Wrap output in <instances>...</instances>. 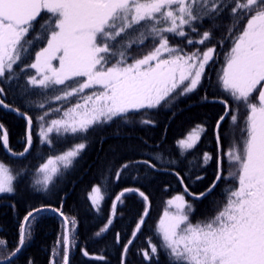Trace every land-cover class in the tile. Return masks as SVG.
Returning <instances> with one entry per match:
<instances>
[{"label":"snow or ice","instance_id":"6c2138e0","mask_svg":"<svg viewBox=\"0 0 264 264\" xmlns=\"http://www.w3.org/2000/svg\"><path fill=\"white\" fill-rule=\"evenodd\" d=\"M226 12L231 21L227 26L221 22ZM205 21L210 27L201 33ZM224 28L226 34L219 43L230 41L231 47L217 73V85L236 107L230 108L225 100L219 101L225 111L216 120L213 131L218 149L222 135L230 138V147L227 153L215 157L216 178L205 191L190 193L186 186L184 192L201 199L224 179L230 182L225 189L226 203L215 216L193 224L190 216L195 209L183 194L167 201L156 232L170 264H264V0H0V85L11 87V82H18L21 74L33 69L35 72L27 75L25 86L17 84L22 98L47 97L49 93H60L53 97L55 101L78 97L77 103L56 119L46 121L50 113L61 112L60 108H49L37 116L41 143L49 146L53 143L50 136L53 132L57 136L80 135L86 140L90 130L103 128L114 119L128 123L133 114H146L161 105L171 107L178 97L196 92L206 67L216 58L215 45L203 51L200 46L211 43L215 32ZM193 34L199 39H194ZM175 37L186 40L187 46H193L194 50L185 51L182 44H171L170 39ZM149 39L153 49L141 58L132 57L131 49L142 47ZM40 43L44 46L35 53V60L19 67L17 72L14 66L27 59L32 48ZM85 89H92L91 94L82 95ZM5 97V87L0 86V107L27 121V143L22 152L12 151L3 124H0V143L11 155L23 157L33 143V120L27 112L5 103ZM240 105L246 110L242 126L238 116ZM31 106L44 109L45 103ZM229 116V126L222 133L223 122ZM140 123L150 125L155 121L141 119ZM206 132L207 128L198 124L186 138L178 140L181 157L194 149ZM86 146L81 142L60 155L50 156L37 169L42 178L35 184L47 190L61 169L70 168ZM225 156L231 169L227 175H223L222 169ZM213 159L210 153L203 154L205 165ZM176 163L157 153L143 161L124 163L117 170L116 179L130 166L143 164L157 171H168ZM19 175L0 161V194L14 193V181ZM203 178L197 176L196 180ZM109 190L107 186L104 191L99 185L92 187L89 199L97 211L101 210L100 203ZM133 193H138L147 204L148 197L138 188L121 190L112 202L107 224L97 236L109 228L118 205ZM44 210L33 209L24 216L18 246L6 259H0V264H13ZM147 212L146 207L145 216ZM59 214L63 217L62 212ZM143 222L142 216L133 237ZM62 223V239H57L50 264H54L61 248L63 264H70L69 254L76 246L75 218L70 221L64 217ZM116 239L119 243V233ZM132 243L129 239L124 245L125 253ZM0 246L6 247V241L0 240ZM149 247L151 255L144 251L145 260L158 254L157 246L151 241Z\"/></svg>","mask_w":264,"mask_h":264},{"label":"trees","instance_id":"16d2710c","mask_svg":"<svg viewBox=\"0 0 264 264\" xmlns=\"http://www.w3.org/2000/svg\"><path fill=\"white\" fill-rule=\"evenodd\" d=\"M221 22L225 26L231 23L227 12ZM37 26L39 27V24ZM209 27V22H203L200 32ZM225 34L226 28L216 31L211 43L200 46L203 51L206 47L215 45L216 58L206 67V74L196 92L178 97L171 107L161 105L156 109L148 110L146 114H133L128 123L121 119H114L103 128L90 130L86 134V140L80 135L57 136L53 132L50 134L53 143L49 146L42 144L39 136L40 124L36 119L37 116L42 115L49 108H60L61 112H52L46 117V121L56 119L64 110L74 106L78 97L74 96L70 98V101H55L53 97L60 93H49L47 97L32 95L22 98L17 84L20 86L27 84V75L34 74L31 69L21 74L18 82H11V87L0 85L5 87V103L13 108H19L21 112H27L33 120V143L25 156L14 159L5 155L0 143V161L8 165L14 174L20 173L18 179L14 181V193L0 195V240L6 241L7 245L0 246V259H6L18 246L19 228L24 222V216L33 209L51 208L58 209L63 213V217H68L70 221L75 218L76 246L70 251V264H122V260L123 264H170L166 250L160 248L162 241L156 232L157 223L167 208V201L178 194H183L195 209L190 216L193 224L215 216L226 203L225 189L230 182L224 179L217 183L211 194L200 200H195L184 192L186 186L190 193L199 194L205 191L216 178L215 157L221 152L227 153L230 147V138L226 139L222 135L221 147L218 149L213 131L216 120L225 111L224 104L219 101L225 100L230 108L236 107L231 97L217 85V73L221 70L225 55L231 47L230 41L222 45L219 43L221 36ZM193 38L199 39L195 34ZM170 43L182 44L185 46V51L194 50L193 46H187V41H182L179 37L171 38ZM43 46V43L34 46L30 56L19 66H14L17 72L19 67L31 64L35 53ZM153 47L149 39L142 47H133L131 55L134 58H141ZM91 92L92 90H87L82 95H89ZM205 96L207 100L204 99ZM41 102L45 103L44 109L31 106ZM239 108V123L242 126L246 110L243 105ZM141 119H151L155 123L145 125L140 123ZM230 119L229 116L224 120L222 133L228 128ZM0 124H3L7 130L11 150L17 153L22 152L27 143L26 122L1 109ZM198 124H203L207 132L201 136V140L194 149L188 150L185 156L181 157L177 141L186 138ZM101 138H103L102 142ZM81 142L86 143V148L74 160L70 168L61 169V173L54 178L47 190H42V185L35 184L38 180L37 169L42 163L50 156L60 155ZM205 152L214 157L207 165L203 163ZM157 153H163L165 157L174 159L177 163L170 166L168 171H157L143 164L130 166L119 180L116 179V172L124 163L143 161ZM222 169L223 175L231 171L226 156L223 159ZM134 176L138 179L133 180ZM145 176L147 179H144ZM197 176L204 178L196 180ZM94 185L101 186L102 191L105 186L110 189L100 203V211L93 208L89 199ZM129 187L143 191L148 197L147 204L138 193L129 194L124 203L118 205L109 228L97 236L96 233L104 228L110 218L115 196ZM146 207L148 209L146 218L125 253L124 245L132 239V233L136 230L141 217L144 216ZM62 222L54 213L40 212L31 238L14 258L13 264H29V261L32 264H50V261H53V249L56 247L57 239L58 237L62 239L64 231ZM117 233L120 234L119 243L116 239ZM149 241L157 246L158 254L151 256L150 260H145L144 251L151 255ZM82 249L89 255L85 256ZM96 257H103V259H96ZM54 264H63L62 248L60 254L55 257Z\"/></svg>","mask_w":264,"mask_h":264},{"label":"water","instance_id":"95a60500","mask_svg":"<svg viewBox=\"0 0 264 264\" xmlns=\"http://www.w3.org/2000/svg\"><path fill=\"white\" fill-rule=\"evenodd\" d=\"M0 108H2V107H0ZM3 109V108H2ZM3 110H5V109H3ZM5 111H7V112H10V111H8V110H5ZM10 113H13V114H15V115H17L15 112H10ZM17 116H19V115H17ZM20 118H22L25 122H26V124H27V121L23 118V117H21V116H19ZM4 148V147H3ZM5 150V149H4ZM6 151V153L8 154V155H10V156H12V157H14V158H19L20 156H13V155H11L10 154V152H8L7 150H5ZM26 155V154H25ZM212 193V192H211ZM192 198H193V196H191ZM51 212V213H54V214H56L62 221H63V218L64 217H62L60 214H59V212H53L52 211V209L51 208H45V210L44 211H41V212ZM145 215H144V220H145Z\"/></svg>","mask_w":264,"mask_h":264},{"label":"rangeland","instance_id":"374dc122","mask_svg":"<svg viewBox=\"0 0 264 264\" xmlns=\"http://www.w3.org/2000/svg\"><path fill=\"white\" fill-rule=\"evenodd\" d=\"M35 60V59H34ZM55 63V62H54ZM31 70H33V69H31ZM35 71V70H34ZM96 88H99V86H95ZM86 90H89V89H85L84 91H86ZM73 149V148H72ZM69 150H71V149H69ZM68 151V150H67ZM66 152V151H65ZM42 178V176H41V174L40 173H38V179H41ZM5 194H8V193H4V195ZM1 195V194H0ZM93 195H95V194H93ZM90 203L92 204V202L90 201Z\"/></svg>","mask_w":264,"mask_h":264}]
</instances>
